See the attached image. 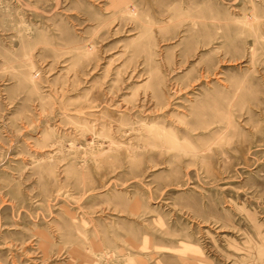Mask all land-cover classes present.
<instances>
[{
  "label": "rangeland",
  "instance_id": "1",
  "mask_svg": "<svg viewBox=\"0 0 264 264\" xmlns=\"http://www.w3.org/2000/svg\"><path fill=\"white\" fill-rule=\"evenodd\" d=\"M0 264H264V0H0Z\"/></svg>",
  "mask_w": 264,
  "mask_h": 264
}]
</instances>
